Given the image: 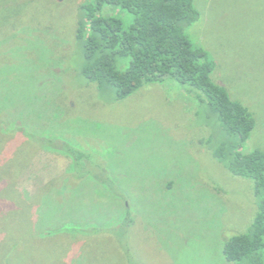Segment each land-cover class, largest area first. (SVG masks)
<instances>
[{
  "label": "rangeland",
  "instance_id": "rangeland-1",
  "mask_svg": "<svg viewBox=\"0 0 264 264\" xmlns=\"http://www.w3.org/2000/svg\"><path fill=\"white\" fill-rule=\"evenodd\" d=\"M84 2L0 0V110L68 139L100 164L76 179L67 156L0 130V264H235L225 243L250 230L260 200L252 178L214 156L218 115L200 91L175 79L145 83L123 99L88 81L76 38ZM195 4L201 16L187 33L215 59L214 80L255 113L245 150L264 149V0ZM15 5L16 29L8 20ZM113 14L132 22L127 10ZM126 206L136 222L127 236L130 262L117 241ZM73 219L113 232L31 240ZM11 238L21 246L4 259Z\"/></svg>",
  "mask_w": 264,
  "mask_h": 264
},
{
  "label": "trees",
  "instance_id": "trees-1",
  "mask_svg": "<svg viewBox=\"0 0 264 264\" xmlns=\"http://www.w3.org/2000/svg\"><path fill=\"white\" fill-rule=\"evenodd\" d=\"M9 8L8 20L16 29L22 23L21 11L16 5ZM116 8L127 10L132 15L128 26L122 17L113 14ZM200 16L195 0H85L81 5L76 33L83 48L82 72L88 81L111 88L116 99L128 97L145 83L164 82L169 78L204 95L202 98L221 123L222 136L214 144V156L232 173L252 178L260 200L250 230L233 235L226 241L225 257L235 264H264V149L245 150L256 127L255 113L214 80L215 59L206 48L195 45L187 33V28ZM119 62L126 67L122 69ZM4 113L0 110L3 134L18 135L67 156L71 159L69 171L74 178L93 175L91 167H100L92 152L62 136L35 130L36 127L32 123L29 125L21 116ZM210 142L207 141L208 144ZM118 219L121 221L115 226L123 228L124 237L115 238L118 245L119 240L126 243L125 248L119 247L130 262L133 256L127 236L136 223L135 217L126 206ZM108 227L94 221L65 220L61 225L50 224L40 228L33 233L31 240L69 234L94 237L110 230L113 232ZM14 239L11 238L7 245L4 259L21 246ZM4 264L10 263L5 259Z\"/></svg>",
  "mask_w": 264,
  "mask_h": 264
}]
</instances>
